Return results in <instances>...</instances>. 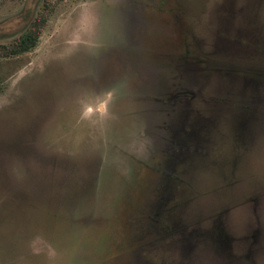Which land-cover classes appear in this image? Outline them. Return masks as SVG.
I'll return each instance as SVG.
<instances>
[{"label":"rangeland","instance_id":"1","mask_svg":"<svg viewBox=\"0 0 264 264\" xmlns=\"http://www.w3.org/2000/svg\"><path fill=\"white\" fill-rule=\"evenodd\" d=\"M0 264H264V0H0Z\"/></svg>","mask_w":264,"mask_h":264},{"label":"trees","instance_id":"2","mask_svg":"<svg viewBox=\"0 0 264 264\" xmlns=\"http://www.w3.org/2000/svg\"><path fill=\"white\" fill-rule=\"evenodd\" d=\"M42 23L43 21L40 22V24ZM37 26H39V24ZM38 38H39L38 30L28 33L26 32L25 34H23V37L20 39L16 47L12 49V53L19 54L30 50L32 47L36 45Z\"/></svg>","mask_w":264,"mask_h":264}]
</instances>
